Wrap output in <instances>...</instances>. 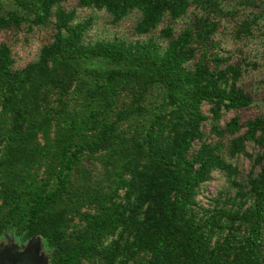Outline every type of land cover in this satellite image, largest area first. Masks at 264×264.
Wrapping results in <instances>:
<instances>
[{
	"label": "trees",
	"instance_id": "1",
	"mask_svg": "<svg viewBox=\"0 0 264 264\" xmlns=\"http://www.w3.org/2000/svg\"><path fill=\"white\" fill-rule=\"evenodd\" d=\"M78 9L135 39H90ZM253 31L264 0H0V239L42 238L49 264H264ZM214 172L235 194L203 205Z\"/></svg>",
	"mask_w": 264,
	"mask_h": 264
},
{
	"label": "rangeland",
	"instance_id": "2",
	"mask_svg": "<svg viewBox=\"0 0 264 264\" xmlns=\"http://www.w3.org/2000/svg\"><path fill=\"white\" fill-rule=\"evenodd\" d=\"M69 7L75 8V4L73 2H69ZM77 14L81 19L87 17L93 19V27L89 34L90 39L114 38L116 36L126 39H135L130 36L131 28L134 23V19L132 17L127 18L125 22L121 23V25L116 28L110 24L109 19L102 12H95L92 10L81 11L78 9ZM253 33L255 37L250 40H246L247 44L243 46V50L248 59L254 61L256 69L250 71L248 75L244 76L243 82L250 91L255 92L258 90L259 82L261 80L264 81V35L256 36L257 33L255 31H253ZM225 35H227V33H225ZM17 38L18 39L14 44V52L17 66L21 67L35 59L39 48L40 37H26V35L22 32L17 35ZM224 44L225 43H222V45ZM229 49L232 50L231 47ZM257 93V104L246 113V116H253L257 112L264 109V102L261 101L264 97V86L263 89L258 90ZM231 117H233V114H228L225 116V120H229ZM246 151L249 154L255 153V151L250 147H247ZM251 164L252 162L247 157L241 156L238 158L236 165H238V171L241 173V176L248 175L251 170ZM227 188L228 184L226 176L223 173L214 172L210 181L203 187L198 199L203 205H207L209 200H215L218 197L223 198L225 192H230L228 195L233 197L235 192L230 191ZM24 253L35 254L37 259H39L42 264H49V248L42 238L25 241L11 233L4 234L1 237L0 255L17 258Z\"/></svg>",
	"mask_w": 264,
	"mask_h": 264
},
{
	"label": "water",
	"instance_id": "3",
	"mask_svg": "<svg viewBox=\"0 0 264 264\" xmlns=\"http://www.w3.org/2000/svg\"><path fill=\"white\" fill-rule=\"evenodd\" d=\"M0 264H42L35 254L24 253L17 258L0 255Z\"/></svg>",
	"mask_w": 264,
	"mask_h": 264
}]
</instances>
